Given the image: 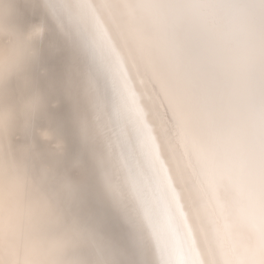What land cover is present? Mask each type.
Returning a JSON list of instances; mask_svg holds the SVG:
<instances>
[{
  "label": "bare ground",
  "instance_id": "1",
  "mask_svg": "<svg viewBox=\"0 0 264 264\" xmlns=\"http://www.w3.org/2000/svg\"><path fill=\"white\" fill-rule=\"evenodd\" d=\"M0 264H264V0H0Z\"/></svg>",
  "mask_w": 264,
  "mask_h": 264
}]
</instances>
